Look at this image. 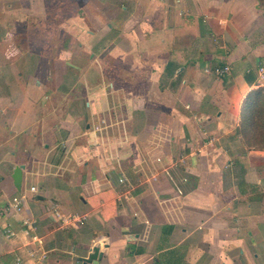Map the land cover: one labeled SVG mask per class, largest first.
Segmentation results:
<instances>
[{
    "label": "crops",
    "instance_id": "obj_1",
    "mask_svg": "<svg viewBox=\"0 0 264 264\" xmlns=\"http://www.w3.org/2000/svg\"><path fill=\"white\" fill-rule=\"evenodd\" d=\"M263 67L264 0H0V264H264Z\"/></svg>",
    "mask_w": 264,
    "mask_h": 264
},
{
    "label": "built area",
    "instance_id": "obj_2",
    "mask_svg": "<svg viewBox=\"0 0 264 264\" xmlns=\"http://www.w3.org/2000/svg\"><path fill=\"white\" fill-rule=\"evenodd\" d=\"M217 76H223L224 74H229L230 66L224 65L222 67H217L213 70ZM262 78H264V67L260 70ZM123 182V180H121ZM37 190L36 186L31 187V191L35 192ZM6 213H20L24 209L23 198L20 196H14L8 202V205L5 208ZM54 216L57 220L58 226L61 229H67L74 226H79L86 222L88 219L87 214H65L62 210L57 206L54 209ZM24 228L22 230L23 234L29 238L26 244L15 248L16 250L23 249L26 254L30 257V259L36 262H42L47 259V253L43 252L42 249L39 248V245L43 244L42 238L37 235L35 232V226L29 218L23 220ZM7 236L9 238H13L16 236V233L12 230L7 231Z\"/></svg>",
    "mask_w": 264,
    "mask_h": 264
},
{
    "label": "trees",
    "instance_id": "obj_3",
    "mask_svg": "<svg viewBox=\"0 0 264 264\" xmlns=\"http://www.w3.org/2000/svg\"><path fill=\"white\" fill-rule=\"evenodd\" d=\"M248 102H252V109L244 117V135L249 137V145L264 148V135H261L264 133V88L253 92ZM257 134L262 138H258Z\"/></svg>",
    "mask_w": 264,
    "mask_h": 264
},
{
    "label": "water",
    "instance_id": "obj_4",
    "mask_svg": "<svg viewBox=\"0 0 264 264\" xmlns=\"http://www.w3.org/2000/svg\"><path fill=\"white\" fill-rule=\"evenodd\" d=\"M20 174L17 172L16 184L20 186ZM104 254L100 252V248L96 247L93 249L91 254L87 258H83V264H91L93 261L102 260Z\"/></svg>",
    "mask_w": 264,
    "mask_h": 264
},
{
    "label": "rangeland",
    "instance_id": "obj_5",
    "mask_svg": "<svg viewBox=\"0 0 264 264\" xmlns=\"http://www.w3.org/2000/svg\"><path fill=\"white\" fill-rule=\"evenodd\" d=\"M258 134H259V133H258ZM258 134H257V136H258ZM261 135H264V133H263V134H261ZM258 138H260V139H261L262 137L259 135V136H258ZM260 139H258V141H260ZM258 141H257V142H258ZM250 146H252V145H250ZM252 147H255V146H252Z\"/></svg>",
    "mask_w": 264,
    "mask_h": 264
}]
</instances>
